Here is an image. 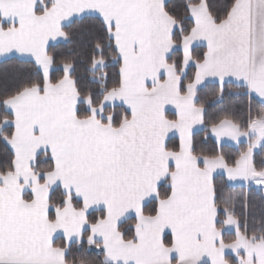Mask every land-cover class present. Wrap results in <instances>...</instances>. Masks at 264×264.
<instances>
[{
	"label": "snow or ice",
	"instance_id": "1",
	"mask_svg": "<svg viewBox=\"0 0 264 264\" xmlns=\"http://www.w3.org/2000/svg\"><path fill=\"white\" fill-rule=\"evenodd\" d=\"M0 58V264H264V0H0Z\"/></svg>",
	"mask_w": 264,
	"mask_h": 264
},
{
	"label": "trees",
	"instance_id": "2",
	"mask_svg": "<svg viewBox=\"0 0 264 264\" xmlns=\"http://www.w3.org/2000/svg\"><path fill=\"white\" fill-rule=\"evenodd\" d=\"M210 2H213V0H210ZM215 2L220 3L221 0H215ZM80 42L83 45H87L88 43L87 35L82 36L80 38ZM68 47H69L68 45H63L62 50L67 51ZM21 69L27 71L28 70L27 65H17L15 61L0 63V88H2L3 86V78L6 75L11 76L15 71L21 70ZM212 94H213V89L211 85H209L208 88L205 89V96L207 97L209 102H211L212 100ZM210 111H213V109H210ZM0 118H2V116H0ZM2 151H3V146L0 145V152ZM258 158H259V152H258ZM224 194L235 196L237 199V203L239 204V203H242L243 196H244V190L243 188H225ZM248 195H249L250 203L255 205V208L253 209V211H257L261 207V201L259 198V194L257 192H250Z\"/></svg>",
	"mask_w": 264,
	"mask_h": 264
},
{
	"label": "crops",
	"instance_id": "3",
	"mask_svg": "<svg viewBox=\"0 0 264 264\" xmlns=\"http://www.w3.org/2000/svg\"><path fill=\"white\" fill-rule=\"evenodd\" d=\"M5 62L2 58H0V63H3ZM257 152H259V150H257ZM237 188H240V187H237Z\"/></svg>",
	"mask_w": 264,
	"mask_h": 264
}]
</instances>
